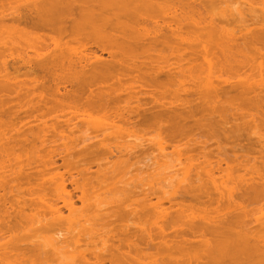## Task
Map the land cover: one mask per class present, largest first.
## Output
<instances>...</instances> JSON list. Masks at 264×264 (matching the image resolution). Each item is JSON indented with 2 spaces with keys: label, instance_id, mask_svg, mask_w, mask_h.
<instances>
[{
  "label": "bare ground",
  "instance_id": "obj_1",
  "mask_svg": "<svg viewBox=\"0 0 264 264\" xmlns=\"http://www.w3.org/2000/svg\"><path fill=\"white\" fill-rule=\"evenodd\" d=\"M263 128L264 0H0V264H264Z\"/></svg>",
  "mask_w": 264,
  "mask_h": 264
},
{
  "label": "rangeland",
  "instance_id": "obj_2",
  "mask_svg": "<svg viewBox=\"0 0 264 264\" xmlns=\"http://www.w3.org/2000/svg\"><path fill=\"white\" fill-rule=\"evenodd\" d=\"M104 57L107 58L106 55H105ZM188 86H189V89L191 90L192 85H188ZM224 86H225V88L222 87L223 89H227V87H229L228 85H224ZM190 87H191V88H190ZM193 88H194V87H193ZM189 89H188V90H189ZM190 90H189V91H190ZM192 90H193V89H192ZM194 90H195V88H194ZM194 90H193V91H194ZM227 90H228V89H227ZM193 91H191V92L193 93ZM86 94L88 95L89 93L86 92ZM87 95H86V96H87ZM84 96H85V95H84ZM84 96L81 97V98H83V99L86 98V97H84ZM88 96H89V95H88ZM183 96H185V95H183ZM183 96H182V97H183ZM185 97H186V96H185ZM183 98H184V97H183ZM84 100H85V99H84ZM84 100H82V101H84ZM257 118L260 119L259 116H257ZM18 124H19V123H18ZM19 126H20V124L18 125V127H19ZM227 129H228V128H227ZM263 129H264V128H263ZM74 130H75V131H74ZM74 130H73L74 133L71 134L70 137L72 138L73 141L75 140L76 142H78V144L76 143V147L79 145L77 148L74 147V145L71 143V144L73 145L74 149H75V148L78 149V150H76L77 152L81 151V149L83 148L84 145L91 144V143L94 142V141H87V142L83 143L82 141H83V136H84V137H86V136H90V137H91V136H94V135H95V129H89V130L86 131V132H85L84 128H83V132H80V131H78L77 129H74ZM194 131H195V129H194ZM215 131H216V129H215ZM226 131H227V130H226ZM68 132H69V131H68ZM219 132H220V134L222 133L221 136L223 137V132H224V131L221 132V130L219 131V129H218V130H217V133H219ZM215 133H216V132H215ZM226 133H227V132H226ZM152 134H153V133H152ZM194 134H197V132H195ZM198 134H200V133H198ZM198 134L196 135L197 137H196V136H195V137L193 136L194 138L192 137V138H193V141H194L195 138H198V137H199ZM227 134H229V131H228ZM68 135H70V134L68 133ZM216 135H217V134H216ZM218 135H219V134H218ZM224 135H226V134L224 133ZM242 135L245 137V138H244V137L242 138V139H244V140H247V139H249V138L251 137V135L248 136L249 134H247V132H245V133L242 134ZM245 135H246V136H245ZM147 136H149V135H146V137H147ZM247 136H248V137H247ZM219 137H220V136H219ZM222 137H221V138H222ZM251 138H252V139L255 138V140H257V136H255V135H252ZM251 138H250V139H251ZM195 140H196V139H195ZM253 140H254V139H253ZM183 143H184V141H183ZM192 143H193V142H192ZM192 143H190V144H192ZM196 148H198V146H197ZM196 148H195V149H196ZM199 148H201V147L199 146ZM199 150H200V149H199ZM199 150H195V151H199ZM149 164H150V163H149ZM91 167L93 168V169H92L93 171H94V169L97 168V167L94 166V165H92ZM95 167H96V168H95ZM166 205H168V204H166ZM78 206H80V204H78ZM166 207H168V206H166ZM66 214H67V213H66ZM177 227H178V226H177ZM179 227H180V226H179ZM175 229H176V228H175ZM177 229H178V228H177ZM195 252H196V251H195ZM197 252H199L200 254H202V252H200L199 250H198ZM199 253H197L198 255L192 253V256L197 255V256H198L197 258H200L201 260H200V259H199V260H200L201 262H204V261H202V260H204L203 257H202L204 254H202V256L199 257ZM195 258H196V257H195ZM197 258H196L195 260H193V263H192V264H197V263H196V262L198 261ZM194 261H196V262H194ZM200 261H199V262H200ZM199 262H198V264H202V263H199Z\"/></svg>",
  "mask_w": 264,
  "mask_h": 264
}]
</instances>
